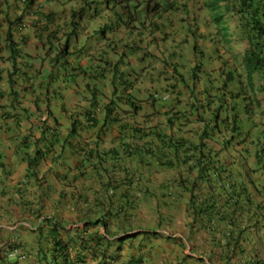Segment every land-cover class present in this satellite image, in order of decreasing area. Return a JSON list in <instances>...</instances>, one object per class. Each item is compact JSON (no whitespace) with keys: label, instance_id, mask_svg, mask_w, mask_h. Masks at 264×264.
I'll list each match as a JSON object with an SVG mask.
<instances>
[{"label":"clouds","instance_id":"9594fccd","mask_svg":"<svg viewBox=\"0 0 264 264\" xmlns=\"http://www.w3.org/2000/svg\"><path fill=\"white\" fill-rule=\"evenodd\" d=\"M27 4L29 6L24 18L25 24L21 25L22 30L17 34L16 39L20 40L22 37L26 39L24 47L26 57L20 63H23L27 69H31L29 73L31 78L22 86L15 85L13 87L14 99L0 97V139H2L0 146H6L2 142L7 138L12 146H15L17 155L20 148L16 143L25 136L32 138L33 142L41 139L47 141L52 139V135L61 132L64 140L68 130L71 129L70 123L77 120L82 121L83 116L77 110L88 109L94 98L100 103V107L96 111L100 120L107 114L108 116L112 114L120 123L103 131H99L98 127L93 130H85L80 137L63 149L90 147L102 152H110V154L113 151L125 154V147H127L126 149L131 147L141 149L148 142V140L143 141L140 138V131L149 134V131L154 128L168 135L177 131L180 136L196 143L203 130V124L198 122L192 126L178 124L174 131L168 128L169 119L174 116L172 112L170 116L168 114L171 106L179 104L180 109H175L174 112L183 111L181 109L187 110L189 91L194 86L192 77L188 74H186L184 82L188 85L187 87L176 83L172 68L174 63L167 66L165 55L170 52L173 46H170V42L166 44L161 40L162 35L158 31V25L162 26L165 18L174 19L169 22L178 25L173 39L182 56V64L184 65L186 61L188 62L185 66L190 64L195 66L197 63H201L202 68L199 75L203 76L202 79L205 77L214 78L219 71L232 65L235 66V64L238 65L243 60L248 48L244 36L238 32V17L224 13V10L211 11L208 9L209 0H8V5L2 8L11 16L14 13L19 16L22 13V8H19L18 5L25 7ZM183 4L190 6L189 11L178 13L177 8ZM171 7L176 10H170ZM171 11L177 12L168 17ZM72 13L75 14L73 18ZM160 14L164 16L161 17ZM221 16L223 18L219 22L218 19ZM48 18H53L55 22L49 23ZM219 26H222V29L227 28L229 32H219ZM59 27L62 28V31L59 30ZM38 29H41L46 36L44 45L39 43ZM195 29H198V36L194 35ZM54 58H57V61L53 63ZM27 60H30V64L25 62ZM66 61L76 64L79 69L84 68L85 73L75 83L64 86L61 98L45 97L44 93L40 94L38 87L47 78L45 73L47 69H50L49 64ZM157 66H162L164 69L159 77L162 78L166 86L148 93L146 98L137 95L136 86L139 80L148 70L156 69ZM186 71L185 73H187ZM204 84H206V79L197 85L195 93L199 91V88L202 89ZM4 85L3 83L0 96L2 90L7 88V82ZM126 102L133 103L137 111ZM156 107L159 110H164V115H160L161 117L156 119V124L151 125L154 116H159ZM7 110L15 113L16 116L9 119ZM52 114L59 115L63 119L62 122L65 123L64 126L55 125L51 118ZM259 114L261 115V113ZM252 115H250V123L243 134L247 140L242 146L239 145V142L243 140V137L228 149L222 146L219 138L207 141L217 152H221L222 160L232 169L248 168L249 159L251 164L254 163L251 155L257 152L260 141L264 139V129L259 131V125L253 123ZM262 124L264 126V122ZM47 127L53 131L52 134L46 131ZM121 127L126 129L123 130ZM78 140L84 143V146L79 147L78 144H75ZM249 140L255 150H251L250 146H247ZM151 144L147 143L146 145L152 147ZM60 150L62 148L57 145L56 151ZM6 156L8 159V153ZM136 157H129L125 154L118 162L110 159L103 165L94 167L80 157L71 155L67 150L66 161L72 171H76L79 179H83V182L88 180L89 189L99 187V182L101 193L105 199L111 196V190L116 188L119 190L118 195L121 194L120 191L124 192L127 182L133 181L135 185L140 186L137 189L134 188V193H131L129 197L135 200V204L131 206V216L122 219L125 220L124 222H128V227L127 230L121 228L120 230H126L127 234L123 233V235L114 238L124 239L125 236L134 233L150 232L160 234L159 239H163L165 236L168 240H179L183 243V240L188 242L192 240V236H194L192 233L197 234L200 230L206 231L199 226L191 227L194 219L188 206L190 194L182 192L180 188L172 189V192L163 190L165 185L176 180L180 174L186 176V169L181 167L161 170L158 162L141 160ZM49 160L52 162V156ZM79 166L83 167L81 171L77 169ZM159 172H166L165 176L169 174L170 176L167 177L170 180L159 185L157 178ZM81 173H85L86 177L82 178ZM249 176L254 179V176ZM190 177L196 179L197 173L194 172ZM164 192L179 195L182 199L187 198L186 219L188 221L186 226L179 211L181 204H177L175 201L166 203L158 200L159 194ZM141 207L145 208L143 210L145 214H141ZM166 208L170 214L162 213ZM174 213H178V215ZM142 215L146 217L144 218L145 222L134 224ZM241 217L245 234L244 239L240 240L239 247L232 252L233 248L219 246L221 240L225 244L222 235L218 234L215 239L209 231H206L210 234L212 248L224 249L222 257L227 261L242 254L249 259L248 264H264V234L252 230L250 228L252 223L247 221L246 216ZM139 229L143 231H138ZM104 230L105 232L102 234L106 233L105 228ZM109 238L113 239L111 235ZM139 238L142 241H148L145 240V237ZM190 248L192 249L191 246Z\"/></svg>","mask_w":264,"mask_h":264},{"label":"trees","instance_id":"16d2710c","mask_svg":"<svg viewBox=\"0 0 264 264\" xmlns=\"http://www.w3.org/2000/svg\"><path fill=\"white\" fill-rule=\"evenodd\" d=\"M209 2L208 9L211 11L224 10V13L238 17V32L244 36L248 48L243 60L238 65L235 64V66L232 65L219 71L214 78L205 77L206 84L202 89L199 88L197 93H195L197 85L204 80L203 76L199 75L202 64L197 63L195 66L173 64L176 83L187 87L188 85L184 82L186 74H188L192 77L194 88L189 91L187 110L181 109L183 111L174 112L173 110L180 109V106L177 103L171 106L168 114L170 116L172 112L174 116L169 119L168 128L174 131L178 124L192 126L196 122L201 123L203 130L198 142L193 143L185 139L177 131L168 135L154 128L149 131V134L139 132L140 138L143 141L148 140L147 143H152V147L145 143L141 149L139 147L126 149L127 147H125L124 152L129 157L137 156L136 158L139 157L141 160L158 162L161 170L184 167L186 176L180 174L176 180L165 185L163 190L172 192V189L180 188L182 192L190 194L188 206L194 219L191 227L199 226L209 231L215 239L218 234H221L225 244L221 240L219 246L233 248L232 252H234L239 247L240 240L244 239L245 234L241 216H246L248 219L246 220L252 223L250 226L252 230L264 234V139L260 141L257 152L251 155L254 163L251 164L249 159L248 168L241 167L240 169H232L226 164L221 158V152H217L207 141L219 138L222 146L228 149L243 137L247 125L250 123V115L254 110L259 109L264 118V0H209ZM7 5L8 0H0V90L3 83L6 85L7 82V88L2 90L0 97L4 96L12 100L14 99L13 94H15L13 87L15 85L22 86L31 78L29 75L31 69H27L23 63H20L26 57L24 55L26 39L24 37L20 40L16 39L17 34L22 30L21 25L25 24L24 18L29 4L25 7L18 5L19 8H22V13L19 16L16 13L11 16L9 12L4 11L2 7ZM189 9L190 6L183 4L177 8V11L178 13L188 12ZM170 10L176 9L171 7ZM177 11H171L168 17ZM74 16L75 14L72 15V18ZM163 16L161 15V17ZM221 18L223 17H219V22H221ZM172 20L174 19L165 18L163 25H158V31L162 35L161 40L166 44L170 42L171 47L173 43H176L173 36L178 28L177 24L169 22ZM48 22L54 23L55 20L48 18ZM59 30L62 31V28L59 27ZM197 30L193 31L195 36H198ZM37 32L39 43L44 45L46 36L41 29H38ZM219 32L228 33L229 30L224 28ZM56 61L57 58L52 60L53 63ZM25 62L30 64V60ZM166 64L167 66L172 65L169 59ZM49 65L50 69H47L45 73L47 78L38 87L39 93H44L45 97H63L64 86L75 83L85 73L84 68L79 69L76 64L69 61L50 63ZM182 69L187 71L183 72ZM127 104L136 110L133 103ZM99 105L100 103L94 98L88 109H78L77 112L83 116L82 121L77 120L70 123L71 129L68 130L64 140L62 133L58 132L56 135H52L51 140L47 141L41 139L33 142L29 136L17 141L16 145L19 144L20 148L17 153L28 164V178L37 179L41 163L48 161L51 156L53 172L64 167L69 168L68 161H66L67 150L71 155L80 157L94 167L103 165L110 159L118 162L125 155L119 154L117 151L110 154V152H102L90 147L63 149L80 137L85 130H93L98 127L99 131H103L120 123L112 114L109 116L107 114L100 120L96 115ZM115 105L117 104L115 103ZM106 108L109 112V107ZM7 113L9 119L16 116L9 110ZM51 118L55 125L64 126L65 123L62 122L63 119L59 115L52 114ZM125 126L128 127V125ZM47 129L49 134L53 133L49 127ZM44 134L46 135L45 131ZM246 140L247 138L243 137L239 145L242 146ZM57 145L62 148L59 152L56 151ZM32 147L34 148L31 149ZM77 169L81 171L83 167L79 166ZM194 172L197 173L196 179L190 177ZM249 175L254 176V179ZM81 177L85 178V173H81ZM139 187L133 181L127 182L124 192L120 191L121 194L118 195L117 188L111 190L110 194L112 195L107 196V201L102 200L98 203L104 214L101 218L88 222L85 228L104 227L105 234L97 231L87 237L83 231V233L76 232L70 236L68 230L59 224L56 218H44V224L37 230L38 242L41 245L37 256L39 264H86L88 259L96 261L97 264H116L122 257L124 244L127 240H136L139 237H145V240L149 241L159 239L160 234L150 232L134 233L125 236L124 239L114 238L127 232L121 231L119 225L122 223V219L131 216V206L135 204V200L129 197L131 193H134L133 189ZM113 194L116 196L114 197ZM112 220L118 222L116 233H112L109 229ZM110 235L112 240L109 238ZM246 242L249 243V241ZM142 261L139 258H131L124 264H141Z\"/></svg>","mask_w":264,"mask_h":264},{"label":"crops","instance_id":"0c3cea01","mask_svg":"<svg viewBox=\"0 0 264 264\" xmlns=\"http://www.w3.org/2000/svg\"><path fill=\"white\" fill-rule=\"evenodd\" d=\"M172 46L170 52L165 54L166 60L169 59L171 64H182V56L177 44L173 43ZM163 70L162 66L148 70L136 86L137 95L146 98L148 93L165 87L166 84L159 77ZM156 112L159 116H154L151 125H155L156 119L164 115V110H159L157 107ZM0 140L2 141V139ZM9 141L5 138L2 143L6 146H0V264H39L37 256L41 245L38 242L37 230L44 224V218H56L59 224L68 230L70 236H73L76 232L83 233V231L87 237L97 231L105 232L104 228L100 227L85 228L88 222L95 221L104 214L98 203L102 200L107 201V199L103 198L99 182V187L89 189L88 180L83 182V179H79L78 173L73 172L70 166L53 172L51 160L41 164L37 179L28 178L27 163L21 161L22 157L16 154L15 146L13 147ZM75 144H78L79 147L84 146V143L80 140ZM2 152L9 153L8 159L6 158L7 162L3 161ZM159 173L157 175L159 185L170 180L165 176L166 172ZM71 180L75 182L72 183ZM152 180L154 179L152 178ZM39 186H41L42 194L35 195L39 192ZM158 200L166 203L175 201L177 204H181L179 205V211L182 219L185 220L184 225H187V198L182 199L179 195L164 192L159 194ZM39 201L41 205L48 201H52L53 204L50 203L49 209L43 211L37 205ZM176 209L178 210V206ZM162 213L170 214L167 208ZM141 214L145 213L142 211ZM174 214L178 215V213ZM117 227L118 222L112 220L109 226L110 231L116 233ZM119 227L127 230L128 222L122 220ZM138 231L143 230L139 229ZM192 234L194 235L192 240L190 242L183 240V243L179 240H168L165 236L163 239L154 241H142L141 238L127 241L124 244L122 257L116 264H124L131 258L142 259L141 264L249 263V259L242 254H238L235 259L225 260L222 257L224 249L212 248L210 234L206 231L200 230L197 234ZM177 243H180L179 247ZM42 247H44L43 244ZM86 264H97V262L88 259Z\"/></svg>","mask_w":264,"mask_h":264},{"label":"rangeland","instance_id":"374dc122","mask_svg":"<svg viewBox=\"0 0 264 264\" xmlns=\"http://www.w3.org/2000/svg\"><path fill=\"white\" fill-rule=\"evenodd\" d=\"M131 1H133V0H131ZM233 22V21H232ZM219 29H222V26H219L218 27ZM254 113H253V115H252V118H253V123L255 124H257V125H259V131L260 130H262V129H264V126H263V124H262V122H264V120H263V118L261 117V115L259 114L260 113V110L259 109H256V110H254L253 111ZM256 120V121H255ZM253 143V142H252ZM252 144H251V141L249 140L248 141V144H247V146H250V149L251 150H255V147L254 146H251ZM252 152V151H251ZM8 155H9V153H8ZM1 156H2V158H3V161L4 162H7V156H6V153L5 152H2V154H1ZM155 171V170H154ZM167 176H170L169 174L167 175ZM43 185V184H42ZM29 191V190H28ZM31 191V190H30ZM38 191L39 192H37V193H35V195L36 194H39V195H41L42 193H41V186H39V188H38ZM50 203L51 204H53V202L52 201H48V202H45V203H43L42 205H41V202L39 201V202H37V205L38 206H40V208H41V210H43V211H45V210H48L49 209V205H50ZM43 205H45V207H43ZM143 207V206H142ZM141 207V208H142ZM145 208H142V211L144 210ZM140 211V208L138 209V212ZM144 218H146V217H144L143 215H142V217L140 218V219H137V221L136 222H134V224L135 223H141V222H145V219ZM182 231H184V229L182 228ZM181 231V232H182ZM177 245H178V247L180 246V243H177Z\"/></svg>","mask_w":264,"mask_h":264}]
</instances>
